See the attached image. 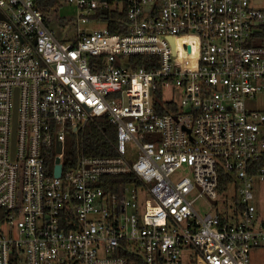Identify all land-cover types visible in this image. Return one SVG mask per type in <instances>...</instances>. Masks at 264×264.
<instances>
[{
    "label": "built area",
    "instance_id": "2783aa9c",
    "mask_svg": "<svg viewBox=\"0 0 264 264\" xmlns=\"http://www.w3.org/2000/svg\"><path fill=\"white\" fill-rule=\"evenodd\" d=\"M68 1L62 41L0 0V264H264L263 0ZM102 115L117 153L66 166Z\"/></svg>",
    "mask_w": 264,
    "mask_h": 264
},
{
    "label": "trees",
    "instance_id": "16d2710c",
    "mask_svg": "<svg viewBox=\"0 0 264 264\" xmlns=\"http://www.w3.org/2000/svg\"><path fill=\"white\" fill-rule=\"evenodd\" d=\"M37 3L41 10L50 12L52 9L58 8L61 5L60 0H37ZM112 30H116V24L110 23ZM257 34L264 36V23L260 25ZM264 41V40H263ZM157 59L155 56L148 54L132 55L131 59L134 66L149 65L150 59ZM116 140H117V130L115 124L110 121L109 117L102 115L96 117L94 120L87 123L85 128L78 133V141L73 142L71 150L67 151V156L65 160V165L68 166L75 160V155L79 152L92 155H113L116 154ZM73 156V158H72ZM70 158L74 159L70 162ZM115 181L122 184H126L129 181L135 179V174H122L113 176ZM129 264H145L141 257L137 255L129 256Z\"/></svg>",
    "mask_w": 264,
    "mask_h": 264
},
{
    "label": "rangeland",
    "instance_id": "374dc122",
    "mask_svg": "<svg viewBox=\"0 0 264 264\" xmlns=\"http://www.w3.org/2000/svg\"><path fill=\"white\" fill-rule=\"evenodd\" d=\"M61 5L58 8L52 9L47 13L49 28L54 32L55 37L62 41H69L77 35L78 24V8L77 5L68 0H60ZM264 5V0H263ZM83 26H89L90 30L93 28H102L105 26L104 21H91L84 23ZM177 93L175 98L180 99ZM247 106L253 110H260L264 112V92H260L253 97L247 99ZM68 142H70L68 140ZM127 155L136 158L138 155L137 148L129 144L127 148ZM198 205L202 210H211L210 204L205 199H200Z\"/></svg>",
    "mask_w": 264,
    "mask_h": 264
},
{
    "label": "water",
    "instance_id": "95a60500",
    "mask_svg": "<svg viewBox=\"0 0 264 264\" xmlns=\"http://www.w3.org/2000/svg\"><path fill=\"white\" fill-rule=\"evenodd\" d=\"M103 12H104V13H107V9H103ZM60 149H61V147L58 146V150H60ZM56 171H57L58 174L61 172V166H60V165L57 166Z\"/></svg>",
    "mask_w": 264,
    "mask_h": 264
},
{
    "label": "bare ground",
    "instance_id": "6f19581e",
    "mask_svg": "<svg viewBox=\"0 0 264 264\" xmlns=\"http://www.w3.org/2000/svg\"><path fill=\"white\" fill-rule=\"evenodd\" d=\"M264 42V41H263Z\"/></svg>",
    "mask_w": 264,
    "mask_h": 264
}]
</instances>
